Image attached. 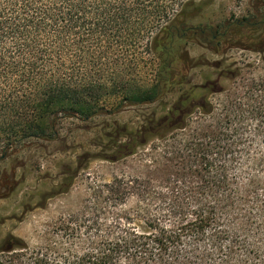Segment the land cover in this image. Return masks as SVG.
<instances>
[{
  "label": "trees",
  "instance_id": "1",
  "mask_svg": "<svg viewBox=\"0 0 264 264\" xmlns=\"http://www.w3.org/2000/svg\"><path fill=\"white\" fill-rule=\"evenodd\" d=\"M212 1L0 0V160L22 142L50 140L61 120L162 99L182 85L187 59L177 48L195 34L215 51L233 34L264 29L258 9L221 26L192 24ZM196 110L216 109L184 92L138 133L162 142L185 131ZM233 121L224 111L215 127L198 123L193 140L173 144L177 163L163 150L165 163L150 159V176L98 185L80 211L53 224L44 249L5 242V263L264 264V129H254L255 145ZM138 147L120 142L113 158ZM168 166L175 170L156 176Z\"/></svg>",
  "mask_w": 264,
  "mask_h": 264
},
{
  "label": "rangeland",
  "instance_id": "2",
  "mask_svg": "<svg viewBox=\"0 0 264 264\" xmlns=\"http://www.w3.org/2000/svg\"><path fill=\"white\" fill-rule=\"evenodd\" d=\"M256 9L264 15V0H214L193 13L191 22L221 26L236 18H256ZM243 33L244 37L233 34L226 44L214 47L215 51L197 34L181 43L177 52L187 59L183 70L188 68L182 85L153 104L100 114L90 121L64 119L55 126L50 140H29L15 146L0 160V249L5 242L6 247L24 243L30 252L44 249L53 224L80 211L87 195L98 185L114 177L150 176L152 157L165 163L161 150L169 155L175 142L193 140L198 123H203V128L215 127L218 113L229 112L233 124L240 123L246 130V140L259 145L261 138L252 135L256 127L264 129V29L248 28ZM220 87L222 92H211ZM184 92H192L198 99L208 97L215 115L201 117L196 110L185 131L175 132L162 142L152 139L145 143L138 133L140 128L152 117L173 110ZM132 141L139 144L136 152L115 161L116 145ZM169 157L175 158L172 165L177 163L173 154ZM163 170L161 167L156 176L175 168ZM8 255L0 253V264H6Z\"/></svg>",
  "mask_w": 264,
  "mask_h": 264
}]
</instances>
